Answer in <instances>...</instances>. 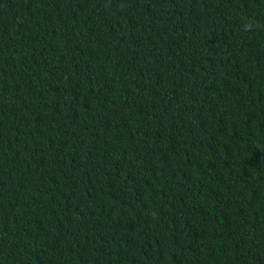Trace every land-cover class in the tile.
Listing matches in <instances>:
<instances>
[{"label": "trees", "instance_id": "16d2710c", "mask_svg": "<svg viewBox=\"0 0 264 264\" xmlns=\"http://www.w3.org/2000/svg\"><path fill=\"white\" fill-rule=\"evenodd\" d=\"M0 264H264V0H0Z\"/></svg>", "mask_w": 264, "mask_h": 264}]
</instances>
